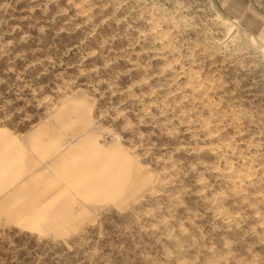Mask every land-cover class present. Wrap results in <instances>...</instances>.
Here are the masks:
<instances>
[{"label": "rangeland", "instance_id": "1", "mask_svg": "<svg viewBox=\"0 0 264 264\" xmlns=\"http://www.w3.org/2000/svg\"><path fill=\"white\" fill-rule=\"evenodd\" d=\"M0 264H264V0H0Z\"/></svg>", "mask_w": 264, "mask_h": 264}, {"label": "crops", "instance_id": "2", "mask_svg": "<svg viewBox=\"0 0 264 264\" xmlns=\"http://www.w3.org/2000/svg\"><path fill=\"white\" fill-rule=\"evenodd\" d=\"M43 180H46V181H47V176H38V178L35 177V180H33V182H32V180H30V181L27 180L28 182L26 181L27 183H25V185H24V187H23V189H25V193H26V191H27L26 188H30V187H29L30 184H40V182L43 181ZM22 193H23V192H22ZM19 195H20V196L23 195V197H25L24 194H19ZM19 195H18V196H19ZM26 195H27V194H26ZM53 214H55V213H53Z\"/></svg>", "mask_w": 264, "mask_h": 264}, {"label": "water", "instance_id": "3", "mask_svg": "<svg viewBox=\"0 0 264 264\" xmlns=\"http://www.w3.org/2000/svg\"><path fill=\"white\" fill-rule=\"evenodd\" d=\"M219 15H220V17H221L222 19H224V20H228V21H230V22H233V21L229 20L226 16L222 15L221 13H219Z\"/></svg>", "mask_w": 264, "mask_h": 264}]
</instances>
